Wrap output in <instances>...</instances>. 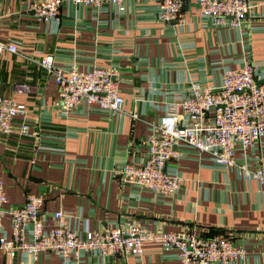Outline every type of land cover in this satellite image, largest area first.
Wrapping results in <instances>:
<instances>
[{"label":"crops","instance_id":"1","mask_svg":"<svg viewBox=\"0 0 264 264\" xmlns=\"http://www.w3.org/2000/svg\"><path fill=\"white\" fill-rule=\"evenodd\" d=\"M252 7L240 28L202 27L191 7L184 25L157 18L153 1L123 0L117 12L103 4L95 16L86 6L62 4L57 21H36L26 0H0V40L16 41L15 53H0V96L25 106L15 117L28 124V135H0L3 205L22 204L40 194L44 223L53 224L61 209L67 223L82 232L110 228L136 219L152 230L193 227L203 236H228L246 255L229 264H264V188L234 169L216 168L204 155L181 148L166 163L182 183L170 196L132 184H120L113 170L130 162L142 165L148 125L167 104L187 94L186 75L202 85L218 86L222 70L241 65L244 56L264 73V0ZM51 54L56 67L111 66L117 72L124 110L110 114L79 104L60 115L54 77L36 64ZM24 84L28 91L17 90ZM136 113L135 119L130 118ZM264 167V137L248 149ZM9 233L7 216L2 219ZM38 264H177L175 250L145 240L138 256L100 257L82 252L74 261L41 252ZM0 264H28L17 252L11 260L0 249ZM211 264H218L212 262Z\"/></svg>","mask_w":264,"mask_h":264},{"label":"built area","instance_id":"2","mask_svg":"<svg viewBox=\"0 0 264 264\" xmlns=\"http://www.w3.org/2000/svg\"><path fill=\"white\" fill-rule=\"evenodd\" d=\"M153 1L157 18L164 23L184 25L186 7L195 12L202 27L240 28L252 7L247 0H138ZM62 4L89 8L95 16L103 4L117 12L124 10L123 0H26V9L38 22L57 21ZM16 41H1L0 53H15ZM38 67L54 77L58 101L57 112L67 115L79 104L86 109L122 112L123 97L117 72L111 66L93 65L87 69L75 65L56 67L51 54L38 57ZM187 94L167 104L156 122L148 125L144 139L146 156L142 165L126 162L113 170L120 184L148 188L162 195L175 194L183 178L166 170V163L179 158L180 149L187 148L204 155L212 167L234 169L246 180H254L264 188V167L250 159L248 149L264 137V73L244 56L239 67L221 71L218 86L202 85L193 74L186 75ZM17 90L28 91L24 84ZM25 106L9 96H0V135L17 132L28 135L29 126L13 121L22 115ZM136 113L130 118L135 119ZM5 193L0 181V249L11 260L23 253L28 264H38L39 254L49 252L62 259L76 261L82 252L100 257L138 256L142 242H158L164 250H175L177 264H229L246 255L245 248L228 236L198 234L193 227L159 231L147 228L136 219H126L110 228L89 229L80 233L67 223L61 210L53 211V224L46 225L39 213L40 194L25 195L22 204L3 205ZM7 216L9 233L2 226Z\"/></svg>","mask_w":264,"mask_h":264},{"label":"water","instance_id":"3","mask_svg":"<svg viewBox=\"0 0 264 264\" xmlns=\"http://www.w3.org/2000/svg\"><path fill=\"white\" fill-rule=\"evenodd\" d=\"M261 82H264V79H263V80H261V81H257L256 83H257V84H259V83H261Z\"/></svg>","mask_w":264,"mask_h":264}]
</instances>
